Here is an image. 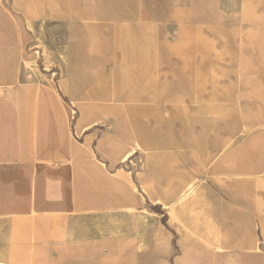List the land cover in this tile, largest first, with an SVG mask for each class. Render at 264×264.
<instances>
[{
	"label": "crops",
	"instance_id": "1",
	"mask_svg": "<svg viewBox=\"0 0 264 264\" xmlns=\"http://www.w3.org/2000/svg\"><path fill=\"white\" fill-rule=\"evenodd\" d=\"M0 87L7 183L23 165L15 137L48 129L67 173L54 183L71 190L31 229L34 262L264 264V130L245 135L264 87V0H0ZM19 90L34 113L16 111ZM193 183L196 226L178 209ZM14 216L0 210L1 264L27 256Z\"/></svg>",
	"mask_w": 264,
	"mask_h": 264
},
{
	"label": "rangeland",
	"instance_id": "2",
	"mask_svg": "<svg viewBox=\"0 0 264 264\" xmlns=\"http://www.w3.org/2000/svg\"><path fill=\"white\" fill-rule=\"evenodd\" d=\"M252 90L254 93V97L252 98L257 102L249 105L254 110V118L251 121V125L248 127L253 128L255 133V129L264 130V87H254ZM6 91V88L0 87V94L6 93ZM39 91L42 92L41 87H39V90L37 86L35 88L31 87L30 94L36 95ZM21 95L22 91L19 90V97L17 99L19 102L16 101L15 103L16 111L20 114L34 113L35 104H33L32 101L30 103H23ZM40 95L47 96V92L44 91V93ZM7 107L6 104H0V114L5 112ZM38 111L50 117L52 114H56L57 110L55 104L44 101L39 105ZM239 132L241 136V129ZM252 135L246 137H251ZM57 136L58 132L55 130L41 129L36 132L22 130L20 134L15 137L22 152L23 165L14 172V175L17 177V182H15L13 186L7 183L6 173L0 171V210L12 211L15 218L21 216V219L24 217L28 219L32 217V208L34 207L36 208V214L39 218L43 213L42 211L47 210V208L66 207L69 205L70 188L65 184L56 185V183H54L56 181L55 179L61 175L67 176V173H63L64 169L62 163L57 161L56 163L52 162L54 159H59L60 156L56 152V149L49 148L51 144L55 143ZM112 172L113 174L119 172L126 174L123 169H116ZM255 174L263 176L264 171H257ZM198 187L199 184L197 183L190 185L187 189V198L180 200L178 203V209L191 215L189 217L192 220L194 219L193 224L195 226L200 224L198 221L200 219L198 212L200 206L198 203L199 201L192 199V197L195 192L199 191ZM176 207L170 210V218L172 221L178 220L177 216L181 218V213L176 212ZM159 216L162 218L161 215ZM151 220V214L147 213L145 222L151 223ZM202 220L204 221V219ZM152 222L155 223V221ZM36 225H38V222ZM36 225L28 224L24 226V231L17 237L18 239H24L29 242V245L25 248L26 251H29L33 245H37V239L36 243H33L34 238L32 237L35 233L31 231L32 228L37 227ZM192 244L195 243L192 241L190 245L192 246ZM255 250L258 253L264 252L262 243H260Z\"/></svg>",
	"mask_w": 264,
	"mask_h": 264
},
{
	"label": "bare ground",
	"instance_id": "3",
	"mask_svg": "<svg viewBox=\"0 0 264 264\" xmlns=\"http://www.w3.org/2000/svg\"><path fill=\"white\" fill-rule=\"evenodd\" d=\"M252 134H254L253 128L247 127L246 131H245V135L246 136H250ZM254 177L256 179V192L258 193V195L260 197H264V175L263 176H258V175L255 174ZM262 202H263V200H259L258 203H260V206H261ZM36 212H37L36 208L34 207V208H32V215H31L32 217L28 218V219L26 217L23 218V219H25L24 226H26L28 224H30V225H36L37 224L39 218H38ZM15 219L16 220L17 219H21V216H17ZM35 236L36 235L34 234L33 237H32V238H34V240H33L34 244L36 243V239H37V237H35ZM35 247L36 246L33 245V247L29 251L25 250V252L27 253V256L24 257V258H21V259H18V258L14 259V263H12V264H39V263H36V262H34L32 260V254H33V250H34Z\"/></svg>",
	"mask_w": 264,
	"mask_h": 264
}]
</instances>
